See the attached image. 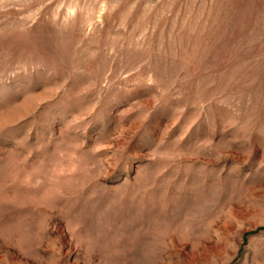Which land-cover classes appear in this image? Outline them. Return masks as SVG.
Instances as JSON below:
<instances>
[{
  "label": "rangeland",
  "instance_id": "obj_1",
  "mask_svg": "<svg viewBox=\"0 0 264 264\" xmlns=\"http://www.w3.org/2000/svg\"><path fill=\"white\" fill-rule=\"evenodd\" d=\"M0 264H264V0H0Z\"/></svg>",
  "mask_w": 264,
  "mask_h": 264
}]
</instances>
